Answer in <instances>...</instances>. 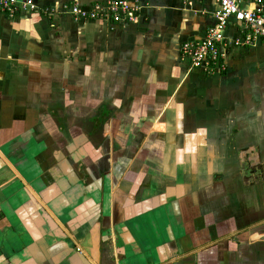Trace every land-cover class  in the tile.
I'll list each match as a JSON object with an SVG mask.
<instances>
[{
  "label": "crops",
  "instance_id": "0c3cea01",
  "mask_svg": "<svg viewBox=\"0 0 264 264\" xmlns=\"http://www.w3.org/2000/svg\"><path fill=\"white\" fill-rule=\"evenodd\" d=\"M189 1L139 0L135 25L0 15V264L264 263V46L188 71L218 9Z\"/></svg>",
  "mask_w": 264,
  "mask_h": 264
},
{
  "label": "built area",
  "instance_id": "2783aa9c",
  "mask_svg": "<svg viewBox=\"0 0 264 264\" xmlns=\"http://www.w3.org/2000/svg\"><path fill=\"white\" fill-rule=\"evenodd\" d=\"M218 9L212 14L213 23L207 27L199 40L183 41L179 44L181 61L188 71H198L212 76L224 73L230 47L264 46V9L262 0H253L252 8L243 9L240 0H215ZM184 3L190 5L189 0ZM139 0H100L90 8L76 4L42 8L33 0H0V15L9 19L26 17L33 13L52 17L53 14L68 15L73 22L99 21L107 25H135L139 23ZM242 25L241 36L228 39L224 35L231 21Z\"/></svg>",
  "mask_w": 264,
  "mask_h": 264
},
{
  "label": "rangeland",
  "instance_id": "374dc122",
  "mask_svg": "<svg viewBox=\"0 0 264 264\" xmlns=\"http://www.w3.org/2000/svg\"><path fill=\"white\" fill-rule=\"evenodd\" d=\"M264 50V49H263ZM228 158H230V157H228ZM246 182V181H245ZM214 187V186H213ZM216 191H214V192H211V196L214 198L215 196H216V194H218L220 191L219 190H217V188L215 187L214 188ZM261 261H263L262 259H261ZM261 264H264V263H261Z\"/></svg>",
  "mask_w": 264,
  "mask_h": 264
}]
</instances>
